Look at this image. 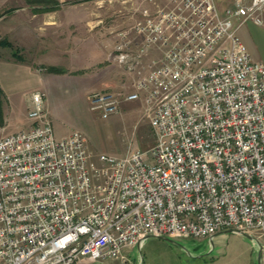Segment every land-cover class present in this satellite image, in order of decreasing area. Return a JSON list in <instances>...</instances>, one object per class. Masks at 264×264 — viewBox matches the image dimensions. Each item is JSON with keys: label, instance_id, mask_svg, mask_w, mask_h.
Instances as JSON below:
<instances>
[{"label": "built area", "instance_id": "2783aa9c", "mask_svg": "<svg viewBox=\"0 0 264 264\" xmlns=\"http://www.w3.org/2000/svg\"><path fill=\"white\" fill-rule=\"evenodd\" d=\"M142 2L108 54L129 90L94 91L90 106L108 117L142 100L156 143L98 165L82 132L56 136L34 91L32 125L0 138V264L125 262L150 236L264 237V62L238 33L264 23V0Z\"/></svg>", "mask_w": 264, "mask_h": 264}, {"label": "crops", "instance_id": "0c3cea01", "mask_svg": "<svg viewBox=\"0 0 264 264\" xmlns=\"http://www.w3.org/2000/svg\"><path fill=\"white\" fill-rule=\"evenodd\" d=\"M89 1L94 0H0V40L10 43L0 45V138L32 125L28 114L34 91L45 92L46 109L51 118V112L66 115L75 109L88 112L91 109L90 95L94 91L106 90L107 81L113 82L117 88L121 84L116 85L118 79L130 80L125 70L108 60L117 38L116 34L106 38L101 7L104 0H95L97 8L84 5ZM232 2L217 0L221 9ZM245 23L244 40L253 37L252 40L260 41L264 23L252 20ZM250 31L254 35L249 34ZM135 38L140 36L132 35V41L135 42ZM16 50H20L18 55H15ZM160 55L161 52L154 49L145 61ZM256 59L264 62V55ZM106 61H109L107 66ZM50 67L61 68L64 72H52ZM226 231H218L211 240L192 239L210 242L214 246ZM237 233L250 238L252 244L249 251L234 262L264 264L261 259L264 240L259 238L262 237L260 229ZM136 247H125L123 254L127 255ZM114 260L124 262L121 258Z\"/></svg>", "mask_w": 264, "mask_h": 264}, {"label": "rangeland", "instance_id": "374dc122", "mask_svg": "<svg viewBox=\"0 0 264 264\" xmlns=\"http://www.w3.org/2000/svg\"><path fill=\"white\" fill-rule=\"evenodd\" d=\"M141 2L145 4L144 0H104L101 7L105 17L107 39L115 36L119 29L130 25L132 20L130 9ZM84 5L89 8L98 7L95 0ZM245 24L238 33L254 60H257L256 58L264 55V28L260 31V41L256 38L252 40L253 37H249L250 35L246 41V37L245 40L243 38V33L247 30ZM114 29L115 31L112 32ZM250 32L249 34L254 35L252 31ZM105 64L107 66L109 61ZM120 82V86L115 88L113 82L107 81L105 88L123 94L129 90L124 86L129 81L118 79L116 85ZM51 120L57 136H68L76 130L82 132L92 151V160L98 165H101L99 156L102 153L123 156L136 150H148L157 141L155 131L150 124V117L145 114L144 104L139 99L120 104V111L108 117H103L97 110L90 109L84 112L75 109L68 115L51 112ZM259 238L264 240V237ZM251 244L250 238L229 229L222 233L214 246L210 242H201L192 238L168 239L150 236L141 247L126 253L125 262L109 259L104 264H239L238 260L234 262V259L249 251Z\"/></svg>", "mask_w": 264, "mask_h": 264}, {"label": "trees", "instance_id": "16d2710c", "mask_svg": "<svg viewBox=\"0 0 264 264\" xmlns=\"http://www.w3.org/2000/svg\"><path fill=\"white\" fill-rule=\"evenodd\" d=\"M0 45H10V43L7 40H0ZM19 51L20 50H16L15 55H18ZM49 70L52 72H64L63 69L57 68V67H50ZM1 94H2V91L0 89V104H1V96H2Z\"/></svg>", "mask_w": 264, "mask_h": 264}, {"label": "water", "instance_id": "95a60500", "mask_svg": "<svg viewBox=\"0 0 264 264\" xmlns=\"http://www.w3.org/2000/svg\"><path fill=\"white\" fill-rule=\"evenodd\" d=\"M165 238H168V239H170L169 237H165Z\"/></svg>", "mask_w": 264, "mask_h": 264}]
</instances>
